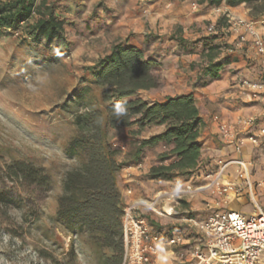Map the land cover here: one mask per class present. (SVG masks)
<instances>
[{
	"label": "trees",
	"instance_id": "1",
	"mask_svg": "<svg viewBox=\"0 0 264 264\" xmlns=\"http://www.w3.org/2000/svg\"><path fill=\"white\" fill-rule=\"evenodd\" d=\"M207 6H229L244 3L249 14L256 18L264 15V0H201ZM75 2V1H74ZM97 4L90 16L83 8L77 19L74 15L62 16L57 10L69 7L67 0H0V37L10 27L21 32L20 40L39 47L49 55L68 56L74 44L65 29L72 25L80 37H85L97 27L94 17H99ZM23 22V23H21ZM216 32L205 34L189 44L181 36H170L188 51L197 49L204 58L196 83L205 85L219 77L220 71L238 59V52H227L229 45L223 37L229 22L220 16L215 22ZM103 27V26H101ZM87 31H84V30ZM73 34V32H72ZM46 52V53H45ZM158 61L145 57L144 49L121 37L109 43L108 50L93 64L86 66L88 80L100 88L104 107L77 112L73 123L76 132L67 142L65 151L70 156L80 152L77 165L67 169L63 178V193L57 198V217L67 225L81 226L90 234L95 244L114 251L110 264H121L123 258V233L121 228L124 202L115 182L116 173L124 166L141 162L146 150L159 143L165 147L157 153L144 177L150 180L180 186L183 180L203 182L202 176L215 169V165L201 157L198 140L204 125L193 93L168 96L164 100H148L140 96L144 89L156 88L159 81L154 71ZM126 102V115L119 120L113 115L116 104ZM163 129L143 137L150 126ZM121 128L127 130L124 140L115 138ZM118 140L125 150L113 146ZM260 147H264V139ZM121 153L122 158L119 159ZM8 173L30 185L49 183L45 168L31 162L16 160L7 165ZM157 232L166 230L167 223L151 214L145 215Z\"/></svg>",
	"mask_w": 264,
	"mask_h": 264
},
{
	"label": "rangeland",
	"instance_id": "2",
	"mask_svg": "<svg viewBox=\"0 0 264 264\" xmlns=\"http://www.w3.org/2000/svg\"><path fill=\"white\" fill-rule=\"evenodd\" d=\"M67 29L75 36L68 57L46 55L11 35L0 37V264H110L113 258L114 251L95 244L86 229L62 223L56 208L64 174L81 157L80 150L75 156L65 151L76 132L74 116L104 107L86 66L108 50L105 40L119 37L109 29L85 37L72 25ZM263 155L261 147L249 165L253 199L244 190L230 201L247 217L258 207L264 211ZM16 160L44 167L49 183L30 185L10 175L7 165ZM206 210L201 198V218Z\"/></svg>",
	"mask_w": 264,
	"mask_h": 264
},
{
	"label": "crops",
	"instance_id": "3",
	"mask_svg": "<svg viewBox=\"0 0 264 264\" xmlns=\"http://www.w3.org/2000/svg\"><path fill=\"white\" fill-rule=\"evenodd\" d=\"M67 1L69 7L59 9L57 12L62 16L75 14L77 19L82 8L85 16H90L95 6L101 3L97 6L99 17H94L96 25L100 27H97L90 35H97L96 33L109 29L115 36L127 39L129 43L143 48L145 57H151L158 61L154 73L158 78L159 86L141 90V97L161 101L168 96L193 93L195 103L199 107L204 122L198 137L201 143L202 159L217 166L219 159L243 157L246 160H251L256 154H259L261 147L253 146L249 141H245L240 152H237L233 145L224 143L218 131V122L214 119L216 114L223 121L236 122L249 114L264 112V98L251 99L246 88L238 83L241 77L251 80L259 79L260 76L264 78L261 75L262 68L254 50L249 47L239 48L236 61L223 68L219 77L209 80L205 85H200L196 83V79L201 73V65L205 62L201 53L197 49L188 51L181 48L177 44L178 41L170 36H181L186 39L188 41L186 48L189 49L188 45L205 35L206 26L209 23H215L220 16H226L229 23L233 19H252L253 26L264 36V15L252 17L244 3L229 6L222 2L220 5L207 6L201 0ZM65 29L67 30V24ZM226 31L227 34L223 39L229 43L234 42L237 35L228 28ZM68 37L75 39V36L69 31ZM247 38H249L248 35ZM105 43L109 46L108 40H105ZM162 129V125L147 127L143 131V137L158 133ZM116 132H119L116 137H120L119 140H124L127 130L121 128ZM164 148L162 143L148 148L141 161V166L128 167L126 165L116 173L115 182L124 203L139 197H154L161 187L172 189L173 186L170 183L144 177L149 167L155 163L157 153L163 151ZM122 156L121 153L119 159ZM233 171L234 166L231 165L226 173L230 175ZM180 186L190 190L193 186V180H183ZM127 188L132 189L131 194L125 193ZM203 197L201 193L185 194L181 198L183 204L182 202L176 204V209L180 211L190 210L201 219V198ZM228 206L241 210L236 202H229ZM143 212L150 214L145 209ZM166 220L167 224L172 227H188V224L175 218H166ZM163 251L164 248H161L160 255L153 263L162 259V261L173 264V258Z\"/></svg>",
	"mask_w": 264,
	"mask_h": 264
},
{
	"label": "built area",
	"instance_id": "4",
	"mask_svg": "<svg viewBox=\"0 0 264 264\" xmlns=\"http://www.w3.org/2000/svg\"><path fill=\"white\" fill-rule=\"evenodd\" d=\"M23 23V22H21ZM228 29L237 36L225 48L227 52L239 48H251L262 68L264 76V36L253 26L252 19H233ZM244 29V31H242ZM215 23L206 26V34L216 32ZM5 32L19 37L21 32L7 27ZM247 35L249 38H247ZM69 56V55H68ZM67 56V57H68ZM264 78L251 80L241 77L238 83L246 88L251 99L264 98ZM218 131L228 145L241 151L245 141L259 147L264 137V112H255L236 122L223 121L214 115ZM113 146L125 150L118 140ZM264 164V155L263 160ZM141 162L127 165L141 166ZM234 166L228 175L229 166ZM251 160L234 157L217 160L214 170L202 176L203 182L193 183L192 189L177 186L161 187L154 197H139L124 203L121 228L123 233V258L121 264H153L161 248L175 264H264V211L258 207L257 214L247 217L241 210L231 208L228 203L244 191L253 199V184L249 174ZM204 194L207 213L201 219L190 210H177L181 198L188 193ZM126 194L132 189L127 188ZM143 209L157 217L175 218L188 227H172L157 232L146 218Z\"/></svg>",
	"mask_w": 264,
	"mask_h": 264
},
{
	"label": "clouds",
	"instance_id": "5",
	"mask_svg": "<svg viewBox=\"0 0 264 264\" xmlns=\"http://www.w3.org/2000/svg\"><path fill=\"white\" fill-rule=\"evenodd\" d=\"M126 102L124 103H118L115 105L113 110V115L119 120L121 117L126 115Z\"/></svg>",
	"mask_w": 264,
	"mask_h": 264
}]
</instances>
